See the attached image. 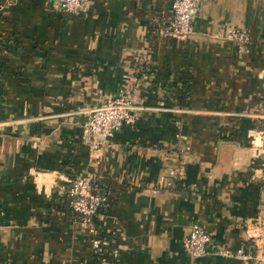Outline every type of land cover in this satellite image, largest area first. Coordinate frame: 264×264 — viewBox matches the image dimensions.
<instances>
[{
  "label": "crops",
  "instance_id": "0c3cea01",
  "mask_svg": "<svg viewBox=\"0 0 264 264\" xmlns=\"http://www.w3.org/2000/svg\"><path fill=\"white\" fill-rule=\"evenodd\" d=\"M171 1L0 0V264H251L232 252L256 253L264 209V0H200L192 33L158 35ZM127 82L130 117L90 148L87 109ZM85 174L108 198L95 248L67 203Z\"/></svg>",
  "mask_w": 264,
  "mask_h": 264
},
{
  "label": "built area",
  "instance_id": "2783aa9c",
  "mask_svg": "<svg viewBox=\"0 0 264 264\" xmlns=\"http://www.w3.org/2000/svg\"><path fill=\"white\" fill-rule=\"evenodd\" d=\"M8 1L10 0H2L3 3ZM87 2L88 0H56L58 9L70 13H77L83 10ZM199 2L200 0H172L169 18L157 23L156 33L175 37L192 33V18L197 12ZM225 37L241 47L246 42L248 35L244 29L230 28L226 31ZM131 86L128 82L125 83L113 94L87 109L82 138L90 148L97 146V136L104 138L130 117L133 108ZM260 166L264 169V155L260 161ZM67 195V203L74 221L84 226L91 234V246L95 248L100 246V244H105V239L94 235L93 220L98 210L107 204L106 190L98 187L92 174H85L70 182ZM263 224L264 209H259L255 221L246 226V236L254 244L256 253L250 255L249 252L239 247L232 252L235 257L241 259L251 258V264H263L262 243L264 241V233H259L255 230L256 228H264ZM211 240V235L201 228L198 223L190 222L186 236L182 241V247L190 256L197 257L207 251ZM221 253L228 255L229 251L222 250Z\"/></svg>",
  "mask_w": 264,
  "mask_h": 264
}]
</instances>
